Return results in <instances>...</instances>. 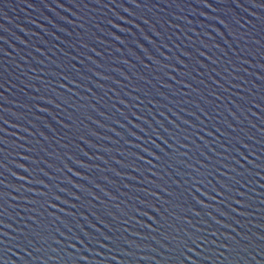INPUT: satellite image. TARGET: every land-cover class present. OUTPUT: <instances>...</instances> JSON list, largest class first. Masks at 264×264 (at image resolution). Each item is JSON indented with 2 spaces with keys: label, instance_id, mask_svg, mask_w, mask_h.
Returning <instances> with one entry per match:
<instances>
[{
  "label": "water",
  "instance_id": "95a60500",
  "mask_svg": "<svg viewBox=\"0 0 264 264\" xmlns=\"http://www.w3.org/2000/svg\"><path fill=\"white\" fill-rule=\"evenodd\" d=\"M0 264H264V0H0Z\"/></svg>",
  "mask_w": 264,
  "mask_h": 264
}]
</instances>
